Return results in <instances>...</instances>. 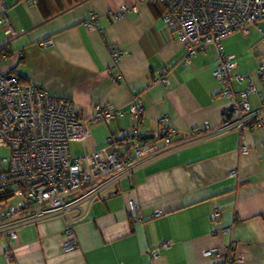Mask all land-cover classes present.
Segmentation results:
<instances>
[{
  "label": "crops",
  "instance_id": "1",
  "mask_svg": "<svg viewBox=\"0 0 264 264\" xmlns=\"http://www.w3.org/2000/svg\"><path fill=\"white\" fill-rule=\"evenodd\" d=\"M122 7L137 10L117 18ZM93 15L98 23L91 29ZM162 15L159 5L145 0H0V19L8 17L15 31L8 35L0 25L3 69L72 100L85 117L97 104L128 111L140 96L147 132L164 118L180 138L206 124L218 130L228 104L214 76L218 50L210 44L182 65L185 44ZM221 45L235 56V72L251 75L258 92L248 100L260 108L264 89L251 49L264 57L261 32L252 26L247 36L236 33ZM111 47L124 56L115 61ZM164 71L168 84L159 81ZM247 86L233 84L236 91ZM130 128L126 114L109 130L123 139ZM94 147L99 144L88 139L85 149ZM65 225L55 217L21 228L17 239L0 238V264H225L228 255L205 256L216 247L242 253L243 264H264V125L205 138L138 168L78 220L72 251L64 249L71 239ZM167 241L171 245L161 249Z\"/></svg>",
  "mask_w": 264,
  "mask_h": 264
},
{
  "label": "built area",
  "instance_id": "2",
  "mask_svg": "<svg viewBox=\"0 0 264 264\" xmlns=\"http://www.w3.org/2000/svg\"><path fill=\"white\" fill-rule=\"evenodd\" d=\"M149 4L160 3L163 20L175 27L185 44L186 53L181 59L187 65L197 53L214 44L219 62L214 76L222 86L221 95L228 104L223 111L220 129L206 124L194 130L191 136L180 138L177 130L166 126L167 118L153 133L142 127L143 100L136 96L128 111L112 104L96 105L93 113L81 116L72 100L50 95L46 90L21 83L15 74L5 72L3 61L7 53L0 47V148H10L11 157L0 159V191L10 190L11 198L0 202V238L17 239L19 230L55 217L65 218V233L71 236L65 251L74 250L78 242L74 227L84 218L92 203L102 194L130 177L138 168L168 153L194 142L231 130H246L264 125V101L254 109L249 103L251 93L258 92L251 75L235 72L238 64L235 56L223 53V39L241 33L247 36L252 26H257L264 43V0H145ZM136 7H122L116 14L122 18ZM98 23L95 15L87 23L94 29ZM6 34L14 35L8 17L0 19ZM50 41L45 42L47 46ZM115 61L125 52L111 47ZM256 59L257 75L264 89V57L257 47L251 49ZM169 83L164 71L159 79ZM248 86L242 91L233 88L234 83ZM128 114L131 128L128 137L117 139L109 130L119 117ZM88 139H94L99 147L85 149ZM84 148L74 155L72 144ZM243 151L247 153L248 147ZM13 197H22L18 204H11ZM77 212V216H72ZM158 215V214H157ZM220 216L215 210L212 218ZM171 241L164 242L166 249ZM229 256L225 264H243L242 253L231 254L224 247H216L205 253L209 258Z\"/></svg>",
  "mask_w": 264,
  "mask_h": 264
},
{
  "label": "trees",
  "instance_id": "3",
  "mask_svg": "<svg viewBox=\"0 0 264 264\" xmlns=\"http://www.w3.org/2000/svg\"><path fill=\"white\" fill-rule=\"evenodd\" d=\"M45 2L44 1H40V3H39V5L41 6V8L43 9V11H45V8H44V4ZM155 5H159L161 8H162V13H163V10H164V7L160 4V3H155ZM47 16V15H46ZM6 47V46H5ZM2 50H4V52L5 53H7V49L6 48H3ZM11 74H15V75H17V77L19 78V81L21 82V83H26V84H29V82L26 80V79H24L23 77H19V75L18 74H16V73H14V71H12V72H10ZM54 97H56V96H54ZM59 98H61V97H59ZM62 98H66V97H62ZM68 99V98H67ZM98 105V104H97ZM100 105H103V104H100ZM105 105H107V104H105ZM96 106V105H95ZM77 110V109H76ZM77 112L81 115V116H84L81 112H79L78 110H77ZM85 117V116H84ZM11 198V194H10V190H6V191H4V192H1L0 191V202H6V201H8L9 199Z\"/></svg>",
  "mask_w": 264,
  "mask_h": 264
},
{
  "label": "rangeland",
  "instance_id": "4",
  "mask_svg": "<svg viewBox=\"0 0 264 264\" xmlns=\"http://www.w3.org/2000/svg\"><path fill=\"white\" fill-rule=\"evenodd\" d=\"M114 125V124H113ZM113 127V126H112ZM72 150L74 151V154H79L82 152L81 146L78 144H72ZM11 157V149L10 148H0V159L2 158H10ZM20 201H22V197H13L10 201L11 204H18Z\"/></svg>",
  "mask_w": 264,
  "mask_h": 264
}]
</instances>
